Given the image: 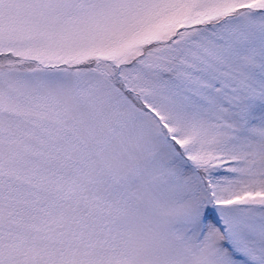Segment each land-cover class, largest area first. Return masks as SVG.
<instances>
[{
    "label": "snow or ice",
    "instance_id": "6c2138e0",
    "mask_svg": "<svg viewBox=\"0 0 264 264\" xmlns=\"http://www.w3.org/2000/svg\"><path fill=\"white\" fill-rule=\"evenodd\" d=\"M0 264H264V0H0Z\"/></svg>",
    "mask_w": 264,
    "mask_h": 264
}]
</instances>
